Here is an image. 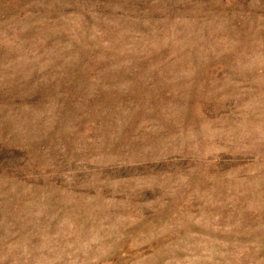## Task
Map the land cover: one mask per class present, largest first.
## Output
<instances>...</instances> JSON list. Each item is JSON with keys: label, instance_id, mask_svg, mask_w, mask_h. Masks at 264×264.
<instances>
[{"label": "rangeland", "instance_id": "rangeland-1", "mask_svg": "<svg viewBox=\"0 0 264 264\" xmlns=\"http://www.w3.org/2000/svg\"><path fill=\"white\" fill-rule=\"evenodd\" d=\"M0 264H264V0H0Z\"/></svg>", "mask_w": 264, "mask_h": 264}]
</instances>
